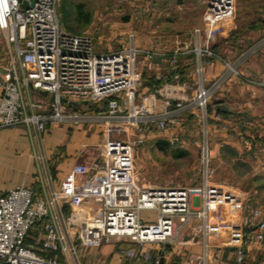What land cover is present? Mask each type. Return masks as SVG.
<instances>
[{
	"label": "built area",
	"instance_id": "1",
	"mask_svg": "<svg viewBox=\"0 0 264 264\" xmlns=\"http://www.w3.org/2000/svg\"><path fill=\"white\" fill-rule=\"evenodd\" d=\"M0 0V33L6 44L8 69L0 75V129L23 126L35 146L37 189L18 186L0 196V261L6 264H77L76 243L92 232L103 242L128 241L134 246L118 248L121 258L134 264H160L148 245L183 248L198 244L201 251L184 257L186 264H208L214 239L222 237L235 249V262L245 260V246L264 240V206L237 205L221 189L212 187L210 155L204 142L203 171L191 186H151L139 182L134 170V150L154 133L171 131L185 115L199 111L206 124L207 105L213 93L203 80V67L219 61L246 86L264 89L262 79L245 78L206 44L196 40L191 49L198 82L191 91L177 74L156 90L137 96L141 85L139 57L152 61L167 57L174 65L178 52L165 54L137 48L131 41L117 51L99 52L87 34L62 29L60 0ZM234 0H207L202 31L209 38L214 24L231 20ZM12 71L13 81L9 79ZM219 78L218 84L223 80ZM30 91L46 92L53 102ZM130 103L124 98L130 94ZM62 98L66 103L59 102ZM95 105L97 112L68 105ZM44 112H48L44 114ZM49 123L102 127L98 156L83 183L64 180L53 187L49 164L43 154L42 137ZM113 135H123L113 139ZM38 150V153L36 152ZM73 209L65 215V208ZM238 207V208H239ZM79 208H86L81 210ZM154 211V221L140 218ZM94 224L97 232L88 225ZM42 228L40 252L25 240ZM55 252L57 256L43 254Z\"/></svg>",
	"mask_w": 264,
	"mask_h": 264
},
{
	"label": "rangeland",
	"instance_id": "2",
	"mask_svg": "<svg viewBox=\"0 0 264 264\" xmlns=\"http://www.w3.org/2000/svg\"><path fill=\"white\" fill-rule=\"evenodd\" d=\"M65 1L67 26L73 29L72 32L92 36L99 52L124 49L131 41L140 49L170 53L183 47V43L191 42L193 44L196 39L202 44H206L210 49L216 44L219 48L221 47V51L218 49L217 54L224 57L223 59L228 63H233L231 66L243 77L250 79L264 77L263 72H260L264 68V0H234L232 19L214 24L208 39L205 38L203 31L199 36H195L193 33V29L203 28L202 16L207 0ZM79 5L82 7L83 13L80 18L75 10V7ZM64 25L61 24L62 29L71 33ZM0 54L3 58L6 57V44L1 33ZM138 60V69L141 80H143L142 78L146 74H151L143 72L147 61L142 57H139ZM167 72L169 71L164 70L162 73ZM218 77L216 76L205 85L212 87L213 93L210 100L216 98L218 92L228 82L235 81L237 86L246 87L244 82L227 68L224 69L221 84L217 82ZM197 82L196 74L194 86ZM30 92L33 97L37 99L40 97L36 91ZM232 96L229 101L225 100L228 101L234 112H239L240 118L232 117L221 121H212L207 118L205 124L201 113L195 111V115H185L183 120L171 131L154 133L143 145L136 147L133 155L134 170L139 182L151 186L195 185L200 181L203 171L204 142L206 140V147L211 158L210 166L213 171L210 178L211 186L222 189L221 187L224 185L223 187H229L228 189L232 191L250 194L248 198H264V191L258 190L260 183L253 181L254 177L259 176L258 166L259 162L264 161V149L258 150L261 147L257 146L255 149L259 152H255V157L249 152L251 144L246 137H241L239 132V124L248 126V123H251L248 119L251 118L250 111L246 112L244 109L249 107L248 105L242 107L245 99L243 100L238 95ZM46 99L50 98L46 97ZM209 106L210 101L206 109L207 116L210 113ZM241 112H244V115H241ZM210 125H215L217 129L214 131ZM222 127H225V130H222ZM251 133L250 130L246 132L248 136H251ZM112 138L122 139L124 136L113 135ZM223 141L229 142L228 146L230 147L237 146L235 142H238V146L241 147L248 146V152H244L242 148L241 152L244 154L241 153L238 156V160L242 159L241 161L250 168L243 176L237 175L232 162L223 160L220 152L214 151L217 145L219 150L227 145ZM158 142L165 143V148L160 149ZM243 170L238 169L240 172ZM226 196L230 198L229 195ZM250 202L253 204L254 200H250ZM140 218L146 222L154 221L156 213L143 211L140 213ZM87 227H91L97 232L96 225L91 224Z\"/></svg>",
	"mask_w": 264,
	"mask_h": 264
},
{
	"label": "crops",
	"instance_id": "3",
	"mask_svg": "<svg viewBox=\"0 0 264 264\" xmlns=\"http://www.w3.org/2000/svg\"><path fill=\"white\" fill-rule=\"evenodd\" d=\"M182 45L183 47L185 45L193 47L196 45V39H194L193 44L190 42L183 43ZM183 47L177 48V50L173 52L181 54L183 53ZM212 48L211 50L215 53H218V51H221L222 49L221 47L219 48L217 44ZM188 55L190 54H181L180 56L182 59L177 65L176 63L172 65L167 57L155 58L152 61L145 60L147 61V64L143 67V72L150 73L157 79H160L165 78L170 72L175 71V73L181 75L180 77L184 80L181 82H187L190 85L191 94V91L194 88L196 75V61L195 57L189 58ZM229 64L233 65V63L230 62ZM225 68V65L219 61H209L203 67L202 76L204 85H207V83L216 76L221 78ZM7 69V58H3L0 54V75H6ZM164 70L169 72L162 73ZM260 72H263L262 74L264 75V68ZM143 82L144 81L141 80V85L136 94L137 96L149 92L146 88H143ZM235 83V81L232 83L228 82V84L222 87L218 92V96L210 100V113L207 118H210L212 121H221L222 119L228 120L232 117H236V119L240 118L238 115L239 112H234L228 103L229 99L233 97L232 95H234V97L238 95L243 98V100L245 99L242 107L248 105L249 108L244 109L246 112L250 111L251 114V118L247 117L251 121V123H248V126H240L239 124L241 137H246L250 144L256 141L257 143L254 145L255 148L259 146L261 148L258 150H263L264 89L249 86L239 87ZM217 104L227 106L231 111V113H228L230 116L225 117L218 115L217 110H215ZM243 113L244 112H241V115H244ZM224 122L228 123L227 121ZM210 127L214 128V131L217 129L215 125H210ZM221 129L225 130V127H222ZM218 130L221 131L220 129ZM247 130L252 132L251 136L246 134ZM101 131L102 127L95 125L77 126L70 123H49L46 126L41 144L43 154L50 167L53 187L55 189H57L66 179H71L77 183H83L87 180L90 175L92 164L98 156V145L101 141ZM151 135L147 137V140H149ZM248 142L245 141V143ZM223 143L227 145L229 144V142L226 141H223ZM235 144L237 146H231V148H233L239 156L241 153L244 154V152H248V146H238V142H235ZM242 148L244 149V152H241ZM255 148L251 153L253 157H255L256 151L259 152ZM34 150L35 146H33V142L25 127L18 126L14 128L0 129V196L18 186L30 187L35 190L37 189V163L33 157ZM214 151L216 153L220 152L218 145L215 147ZM36 152L38 153V150H36ZM259 163L258 174L262 176L264 175V161ZM223 186L224 185L221 187L223 193L229 195L231 202H234L237 205L235 208L237 217L241 216L242 211L239 206H241L242 203L249 202L251 204L250 200H254L253 204L256 203V206L264 205V198H248L250 194H241L237 191L228 189L229 187ZM257 202H260L261 204H258ZM72 209L73 207L71 206L66 207L64 210L65 215H67ZM79 209L84 210L86 208ZM42 234V228L36 226L28 234L25 243L27 245H32L36 251L40 252L41 240L43 239ZM226 243L227 242L222 237L217 236V238L214 239L215 248L211 251V258L208 264H237L235 262V249ZM133 246L134 245L128 241H118L114 239L108 242H103L96 238L94 233L88 232L85 233L83 238L76 243L77 264H134V262L130 260L121 258L117 253L118 248H131ZM147 247L151 249L153 258L160 260V264H186L184 261L185 256L198 254L201 251V247L198 244L185 246L183 248L176 246H162L159 244H152ZM43 255L47 257L57 256L59 261H62L60 254L55 252H49ZM1 263L2 262L0 261V264ZM242 264H264V240L260 243H252L245 246V260Z\"/></svg>",
	"mask_w": 264,
	"mask_h": 264
},
{
	"label": "trees",
	"instance_id": "4",
	"mask_svg": "<svg viewBox=\"0 0 264 264\" xmlns=\"http://www.w3.org/2000/svg\"><path fill=\"white\" fill-rule=\"evenodd\" d=\"M65 3H66V1L64 0H60V3H59V7H58V14H59V20H60V23L62 24V25H64L65 26V28H67V30L68 31H70L71 33H73V34H79V33H75V32H72L73 31V29L72 28H70L69 26H67V24H66V13H65ZM76 9V14H77V16L80 18L81 16H83V13H82V7L79 5V6H77V7H75ZM61 16H62V18H61ZM64 23V24H63ZM81 34V33H80ZM214 50V49H213ZM188 57L189 58H193L194 56L192 55V54H190V55H188ZM187 58V57H186ZM182 58H181V56L179 55V56H177L176 57V60H175V63H176V65L178 64V62H180V60H181ZM168 61H170V59H168ZM176 73H175V71H172V72H170L169 73V75L168 76H166L165 78H160V79H157L154 75H148V74H146V76H144V78H143V84H142V86H143V88H146L149 92H151V91H154V90H156L163 82H165V81H171L172 80V77H173V75H175ZM178 75V74H177ZM179 76V79H180V81H184L180 76L181 75H178ZM76 110H82V111H91V112H93V113H96L97 112V110H96V107H95V105H89V104H87V105H84V104H82V105H80L79 107H78V109L77 108H75ZM217 114L218 115H221V116H225V117H228V116H230V114H222V113H220V112H218L217 111ZM242 130V129H241ZM243 131V130H242ZM255 143H257L256 141H254L252 144H251V149H250V153H252V151L254 150V148H255ZM158 144V147L160 148V149H164L165 147L164 146H166V144L165 143H162V142H158L157 143ZM220 155H221V157L223 158V160H226V161H228V162H232L233 164H234V170L237 172V175L238 176H243L245 173H247L249 170H250V168H249V166L246 164V163H243L241 160H238L239 159V155H238V153L233 149V148H231L230 146H228V145H225V146H223L222 147V149L220 150ZM238 169H244L243 170V172H240V171H238ZM253 181H256V182H258V183H260L259 185H258V190L259 191H261V190H263L264 191V175H262V176H256V177H254L253 178ZM251 205H253V204H251ZM254 206V205H253ZM256 206V205H255Z\"/></svg>",
	"mask_w": 264,
	"mask_h": 264
},
{
	"label": "water",
	"instance_id": "5",
	"mask_svg": "<svg viewBox=\"0 0 264 264\" xmlns=\"http://www.w3.org/2000/svg\"><path fill=\"white\" fill-rule=\"evenodd\" d=\"M19 1H20V6H21L22 8H26V7H27V3H26V2H24V1H22V0H19ZM34 1H35V0H30V4L32 5V3H33ZM9 79H10L11 81H13V74H12V71H9ZM39 94H40L41 96H44V97L47 96V93H46V92H39ZM131 95H133L132 92H131L130 94H128V95L124 98V100H123V103H124V104H129V103H130ZM54 100H55V98H54V96L52 95V96L50 97V101L53 102ZM59 102H61V103H66V100L60 98V99H59ZM68 105L71 106V107H73V108H77V109H78V107H79V105H77V104H75V103H68ZM84 105H87V104L84 103ZM215 110H217V111L220 112V113H225V114L231 113V111L229 110V108H228L227 106L223 105V104H217V105L215 106ZM47 113H48V112H44V114H47ZM161 262H162V260H161ZM1 264H6V262H2Z\"/></svg>",
	"mask_w": 264,
	"mask_h": 264
}]
</instances>
